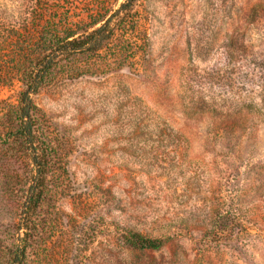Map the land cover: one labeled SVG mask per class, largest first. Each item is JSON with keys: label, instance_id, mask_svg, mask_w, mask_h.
<instances>
[{"label": "rangeland", "instance_id": "rangeland-1", "mask_svg": "<svg viewBox=\"0 0 264 264\" xmlns=\"http://www.w3.org/2000/svg\"><path fill=\"white\" fill-rule=\"evenodd\" d=\"M125 1L0 0V109L24 88L13 49L43 7L77 21ZM124 22L78 62L88 74L33 95L55 172L23 264H264V0H138ZM117 40L134 48L121 68ZM27 152L0 140V264L24 243L8 181Z\"/></svg>", "mask_w": 264, "mask_h": 264}, {"label": "trees", "instance_id": "trees-1", "mask_svg": "<svg viewBox=\"0 0 264 264\" xmlns=\"http://www.w3.org/2000/svg\"><path fill=\"white\" fill-rule=\"evenodd\" d=\"M137 1L126 0L115 10L98 5L86 18L77 21H70L64 15H50L44 19L46 10L43 7L40 12L35 11L38 14L33 19V27L25 29L23 37L17 36V48L13 49L12 62L14 72L20 75L19 81L24 88L19 92L16 103L0 109V124H4V128L0 129V140L11 142L13 146L20 145L29 151L28 157H25L27 175L15 173L8 181L14 193L18 189L23 191L20 208L22 219L18 230L24 229V243L19 245L14 239L8 244L11 250H7V257L1 264L24 263L27 248L34 241L29 239L28 231L33 232L32 237L37 235L38 222L45 217L46 207L53 196V186L49 183L55 172L52 145L50 141L47 142L48 135L42 127L40 109L33 95L50 84L60 70L78 77L88 74V67L81 62L113 42L117 33L127 32L124 18L134 12ZM115 44L118 45L115 68H121L126 65L134 48L129 40H117ZM128 241L138 248H158L161 245L156 240L136 233H132Z\"/></svg>", "mask_w": 264, "mask_h": 264}]
</instances>
